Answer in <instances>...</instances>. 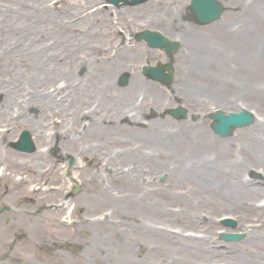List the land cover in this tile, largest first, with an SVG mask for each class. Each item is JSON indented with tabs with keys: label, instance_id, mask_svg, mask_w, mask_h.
<instances>
[{
	"label": "rangeland",
	"instance_id": "374dc122",
	"mask_svg": "<svg viewBox=\"0 0 264 264\" xmlns=\"http://www.w3.org/2000/svg\"><path fill=\"white\" fill-rule=\"evenodd\" d=\"M101 1L0 0V157L12 152L50 167L47 180L28 192L9 190L0 177V206H9L0 212V264H264V180L249 177L250 170L264 176V164L256 161L264 162V152L248 164L238 159L249 153L239 145L264 142V0H221V17L204 25L180 14L189 0H173L176 14L169 20L150 14L166 11L161 0L119 7ZM144 27L182 42L173 54L171 87L151 81L161 92L159 104L136 76L142 63L164 60L143 41L130 43L129 35ZM127 48L138 53L128 65ZM120 70L130 79L124 88L109 86L106 110L117 117L114 128L100 138L85 135L88 123L101 122L91 113L98 97L92 85L114 80ZM101 71L106 74L99 78ZM171 89L189 112L200 114L197 120L165 115L175 104ZM151 107L157 111L152 125L137 126L150 120ZM244 107L258 122L226 138L212 132L206 112ZM24 128L34 151L8 145ZM223 147L229 156L222 165L232 162L234 175L239 172L238 191L254 194L222 197L212 185L222 186L221 177L211 169L208 178L198 175L199 162L214 157L220 164ZM68 155L76 158L70 173L77 192L65 174ZM2 167L1 161L0 173ZM27 193L37 200L30 210L36 220L20 212ZM223 216L235 218L236 226H223ZM220 230L245 235L226 241Z\"/></svg>",
	"mask_w": 264,
	"mask_h": 264
},
{
	"label": "bare ground",
	"instance_id": "6f19581e",
	"mask_svg": "<svg viewBox=\"0 0 264 264\" xmlns=\"http://www.w3.org/2000/svg\"><path fill=\"white\" fill-rule=\"evenodd\" d=\"M148 1L149 0H147L146 2H148ZM160 2H161V4L159 5V8H161V7L165 8L166 11H158V12L155 11V12H150V14H152V16H155L156 18H158L157 14L159 12H163V14H165V17L163 19L166 20L168 18V20H169L172 17L171 15L176 14V13L173 14V11H174L173 8L174 7H171L172 6L171 2H173V0H161ZM170 4H171V6H170ZM182 13H183V11L180 14L182 15ZM171 23L176 24L177 20L175 19ZM123 55L126 57V56H130V55H137V53L125 51ZM53 56L57 60L59 59V58H57V55L54 54ZM35 62L38 64V61H35ZM39 63H41V62H39ZM57 65H59V63H56L55 66H57ZM42 66H43V64H42ZM37 69H39V68H37ZM14 73L16 74L17 72L14 71ZM105 74H106V71H101V73L98 76H99V78H101ZM145 82L147 83L148 86H151L149 81H145ZM92 86L95 89L98 88L96 85H92ZM84 90H86V88H84ZM157 91H159V90L157 89L156 94H154V95L159 100V98H161V92L159 91L157 93ZM50 115H51L50 116L51 117L50 118L51 124H53V125L56 124L58 122V119L54 116V115H57L56 111H51ZM255 121H257V115H256ZM113 128L103 127V126H99V125H93V127H92L91 125H89L86 129H84V134L85 135L88 134V135L92 136V135H95V133H96V134H98L97 137L100 138L102 136H107V135H103V133H105V131H108V130L110 131ZM184 134L189 135L187 130L185 131ZM195 136H196V134H195ZM167 142H170V141H167ZM255 144L256 145H254V142H250V143H245V144L239 145L240 146L239 148L242 147V148L247 149L249 151V153L247 155L243 154L244 158L242 156L238 157V159L240 160L239 162L246 163V164L251 163V159L255 160L256 155L258 153H261L262 151L264 152V142H255ZM219 150H220V152H219L218 158H220V159H218V160L220 161V164H217L216 159L214 157L208 158V160L201 161V162L196 160V162H199V164H197V166H195V165H193V166H195L194 168L197 169L198 175L200 177L203 176L204 178H208V175H207V174H209L208 170L211 169L212 174L215 173V175L221 177L223 179L221 181V182H223L222 183V186L224 185L223 187L218 186L216 183H213L212 185H214V187L217 188V190H218L217 193H219L222 197H225L228 199H234V196L237 194H239L241 196L240 192L241 193L254 194L248 188L246 189L247 191H242V190L238 191V186L242 185L241 184L242 182L240 183L236 180L237 175L239 177V172H237V175H234L236 171L233 170L231 165H230L232 162H229L228 167H224L222 165V162L227 160L226 157L229 156V151L224 150V147L222 149H219ZM0 153H1V150H0ZM193 159H196V158H193ZM0 160L2 161V164H3V167H2L1 173H0V177L1 178L5 177L7 179V181L10 183L8 185L9 190L17 187L20 190V192H28V191L34 190L36 187L39 188V186L34 185V183H42V182H44V180H47V175H48V172L50 171L49 166H41L40 167V166H35L34 164H29V163L22 161L19 158L15 157V155L12 154V152H6L4 156L0 157ZM256 161H258V163L264 164V162L261 161L260 159H256ZM219 165H221V166L219 167ZM7 169L9 171H7ZM134 171H135V169H134ZM228 172H230V173H228ZM14 174H16V179L13 177ZM200 181L202 182L203 180L200 179ZM204 182H205V180H204ZM205 183H207V182H205ZM25 184H28V187L25 186ZM243 184H245V183L243 182ZM204 186H205L204 187L205 190L212 189L211 185L206 184ZM43 188H45V187H43ZM5 189L7 190V187H5ZM255 193L258 194V193H261V191L256 188ZM26 196H27V203L22 206L20 212L22 211L24 214H26L27 218L36 220L37 214L33 215L30 210L32 209L31 206H35V203L37 202V200L33 199V196L30 193H27Z\"/></svg>",
	"mask_w": 264,
	"mask_h": 264
},
{
	"label": "water",
	"instance_id": "95a60500",
	"mask_svg": "<svg viewBox=\"0 0 264 264\" xmlns=\"http://www.w3.org/2000/svg\"><path fill=\"white\" fill-rule=\"evenodd\" d=\"M117 2L118 0H110ZM139 0H123L124 3H135ZM190 8L199 22H207L218 18L223 10L221 3L218 0H191ZM145 37L149 40V44L165 47L167 50L172 51L177 47V44L165 39L157 32L144 31L138 35V38ZM169 73H167L162 79L165 82L171 80V68L168 65ZM146 70V67H144ZM150 71L153 75H162V69L158 67H151ZM211 116L214 118L212 127L220 135H227L231 133V130L236 125L249 123L253 120L252 113L241 110L240 112H229L224 114L222 110H218L216 113H212ZM18 148L29 149L31 143L29 140V134L23 131L18 142L13 143ZM226 225L234 226L235 222L231 219L225 218L222 221ZM242 235L240 233H222L221 237L225 239H238Z\"/></svg>",
	"mask_w": 264,
	"mask_h": 264
},
{
	"label": "flooded vegetation",
	"instance_id": "af4514ba",
	"mask_svg": "<svg viewBox=\"0 0 264 264\" xmlns=\"http://www.w3.org/2000/svg\"><path fill=\"white\" fill-rule=\"evenodd\" d=\"M148 94L153 101L156 100V96L154 95L153 91H151V90H150V92L148 91ZM105 100H106V92H103V97H102L100 103L97 105L98 108L100 109V111L98 114H94V115L100 116V118L104 121H109V118H107V116H105V115L109 114V112L106 110L107 104H106ZM105 124H107V123L106 122L102 123V125H105Z\"/></svg>",
	"mask_w": 264,
	"mask_h": 264
}]
</instances>
